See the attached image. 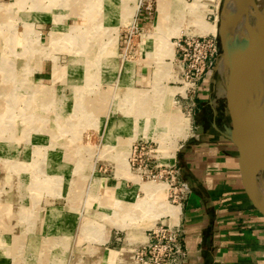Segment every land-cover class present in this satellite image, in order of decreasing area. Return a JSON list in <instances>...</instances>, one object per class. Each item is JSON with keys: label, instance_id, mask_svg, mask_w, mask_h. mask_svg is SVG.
<instances>
[{"label": "rangeland", "instance_id": "obj_1", "mask_svg": "<svg viewBox=\"0 0 264 264\" xmlns=\"http://www.w3.org/2000/svg\"><path fill=\"white\" fill-rule=\"evenodd\" d=\"M222 1L0 0V264H137L148 229L179 223L162 164L201 82L187 93L177 45L216 36Z\"/></svg>", "mask_w": 264, "mask_h": 264}, {"label": "crops", "instance_id": "obj_2", "mask_svg": "<svg viewBox=\"0 0 264 264\" xmlns=\"http://www.w3.org/2000/svg\"><path fill=\"white\" fill-rule=\"evenodd\" d=\"M204 82L194 96L190 133L174 161L178 179L191 190L179 220L184 264H264V215L244 189L238 151L225 132L229 121L211 105ZM205 93L208 98L200 99ZM119 255L108 249L102 259L113 264Z\"/></svg>", "mask_w": 264, "mask_h": 264}, {"label": "water", "instance_id": "obj_3", "mask_svg": "<svg viewBox=\"0 0 264 264\" xmlns=\"http://www.w3.org/2000/svg\"><path fill=\"white\" fill-rule=\"evenodd\" d=\"M241 23L243 34L235 41ZM217 38L220 58L233 79L224 84L230 118L226 136L237 148L244 189L264 215V174L254 168L260 152L264 169V5L260 8L256 0H223Z\"/></svg>", "mask_w": 264, "mask_h": 264}, {"label": "built area", "instance_id": "obj_4", "mask_svg": "<svg viewBox=\"0 0 264 264\" xmlns=\"http://www.w3.org/2000/svg\"><path fill=\"white\" fill-rule=\"evenodd\" d=\"M177 46L182 62L181 78L190 84L187 93L193 92L195 94L206 72L213 66L212 58L219 50L218 39L213 35L185 37L178 41ZM177 60L180 61V59ZM184 98H187V95ZM193 107L192 101L191 108ZM140 144L131 146L132 153H136ZM162 166L164 168L163 173L169 176L171 180L172 202L181 207L191 192L190 187L186 182L178 179L179 171L175 168L174 163L169 165V163L163 162ZM175 183L177 185H172ZM147 232L146 243L134 247L132 250V258L135 259V263L184 264L186 251L182 245V229L179 224L170 225L164 222H156Z\"/></svg>", "mask_w": 264, "mask_h": 264}, {"label": "bare ground", "instance_id": "obj_5", "mask_svg": "<svg viewBox=\"0 0 264 264\" xmlns=\"http://www.w3.org/2000/svg\"><path fill=\"white\" fill-rule=\"evenodd\" d=\"M162 7H163V10L162 12L164 11V6H165V2L162 1L161 3ZM249 9V8H248ZM218 15H217V21L214 25H205L204 26V32L203 33H206V32H214L213 34H216V37L218 35ZM240 26V29L237 31L236 33V37H235V41L242 36L243 34V25L242 23L239 25ZM209 29V30H208ZM200 30V29H199ZM201 31V30H200ZM182 71V70H181ZM217 73L219 75H222L224 78H225V81H228V83H232L233 79L230 78L229 76V71H228V68L223 60V58H219L218 62H217ZM262 75L264 76V67H263V70H262ZM187 83V82H186ZM188 84V87L190 86L189 83ZM226 87L224 86V84H217L216 85V88H215V98L213 99V105H217L218 103V98L219 97H224L226 96L227 92H226ZM188 89V88H187ZM181 97H183L181 95ZM184 98V97H183ZM176 150L177 148L174 150V153H176ZM175 155V154H174ZM256 161H255V164H254V168L257 170V171H260L261 174H264V169H263V165L261 164L262 160H261V154L260 152H257L256 154ZM264 176V175H263ZM179 206V205H177ZM176 212V211H175ZM179 213V210L177 211ZM177 214V213H176ZM175 215V214H174ZM176 216V215H175ZM179 224V223H178ZM177 225V224H176Z\"/></svg>", "mask_w": 264, "mask_h": 264}]
</instances>
